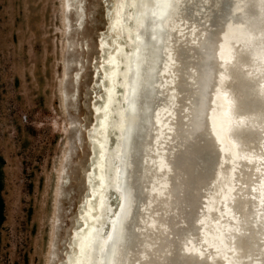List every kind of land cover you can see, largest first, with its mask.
Returning a JSON list of instances; mask_svg holds the SVG:
<instances>
[{
    "label": "bare ground",
    "instance_id": "bare-ground-1",
    "mask_svg": "<svg viewBox=\"0 0 264 264\" xmlns=\"http://www.w3.org/2000/svg\"><path fill=\"white\" fill-rule=\"evenodd\" d=\"M81 2L63 0V12L76 14V27L85 17ZM137 2L110 0L105 5L93 61L91 121L84 128L88 154L83 192L58 264H201L188 254L214 251L205 241L214 238L215 213L209 210L205 229L198 234L192 224L211 185L230 163L222 142V93L231 97L237 119H250L232 130L233 143L248 153H259L264 145L259 129L264 125L259 91L264 77L253 59V54L264 55V0H173L167 18L150 16L146 29L136 22L132 5ZM72 61L76 72L82 68L81 60ZM223 74L229 79L220 91ZM68 89L63 87V97ZM71 123L79 126L78 121ZM158 150L160 158L169 161L170 180H157L149 172ZM62 175L60 164L50 218L53 229L59 222L61 189L56 188ZM151 180L158 185L159 200L169 190L170 195L167 203L152 204L142 221ZM125 193L133 198L134 214L121 230ZM155 207L158 214L151 213ZM252 209L251 201L235 205L242 217L251 216ZM180 212L187 218L186 230L175 226ZM236 247L251 264H264V248L255 231L238 237ZM54 255L51 241L45 264H52ZM208 264L217 261L209 257Z\"/></svg>",
    "mask_w": 264,
    "mask_h": 264
},
{
    "label": "rangeland",
    "instance_id": "rangeland-1",
    "mask_svg": "<svg viewBox=\"0 0 264 264\" xmlns=\"http://www.w3.org/2000/svg\"><path fill=\"white\" fill-rule=\"evenodd\" d=\"M81 1L85 17L76 27V14L63 12V0H0V264H45L51 241L52 264H58L75 223L88 154L84 128L91 121L96 40L110 0ZM72 60L82 61L77 72ZM63 87L69 88L64 97ZM60 164L64 179L56 188L61 195L53 229Z\"/></svg>",
    "mask_w": 264,
    "mask_h": 264
},
{
    "label": "snow or ice",
    "instance_id": "snow-or-ice-1",
    "mask_svg": "<svg viewBox=\"0 0 264 264\" xmlns=\"http://www.w3.org/2000/svg\"><path fill=\"white\" fill-rule=\"evenodd\" d=\"M151 4V7L149 6ZM137 9L135 16L136 22L141 29L147 28L148 18H167L170 10L174 7L173 0H138L132 5ZM131 16L129 20H131ZM138 43H142L139 39ZM232 59V54L228 56V60ZM253 59L257 60L260 66L262 77H264V55L259 58L253 54ZM220 91L223 89L224 81L228 80L227 74L220 76ZM260 97L264 98V82L260 86ZM224 95L226 109L223 111L224 121L222 122V142L226 141L224 151L229 153L226 157L230 163L225 165L222 174L211 185L206 197L202 201L198 215L193 221L192 227L197 231V234L204 231L208 212L211 210L215 214L212 216V221L215 224L213 231V240L205 241L209 249L214 251H203L199 253H189L188 256L196 257L201 264H208V258H215L217 264H251L249 258L242 256L240 250L236 247L238 237L244 236L251 229L258 235L261 248H264V145L261 146L259 153H248L239 150V147L233 143L230 138V133L234 128L243 127L248 124L250 119H237L232 111V99L227 93ZM251 119H254L251 118ZM264 133V125L260 128ZM161 153L152 157L154 167L149 170L152 177L157 180H170L168 171L172 172L171 166L167 157L160 158ZM158 161V163H157ZM167 161V163H165ZM158 185L150 181V197L143 205L142 221L146 220L144 212L148 211L152 204L157 207L167 203V195L164 200H159L157 193ZM125 207L122 210L120 218L121 230L123 225L129 220V216L134 214L133 198L130 193L123 194ZM238 201H251L253 205L252 215L242 217L237 214L235 205ZM211 205V209H209ZM151 208L152 214H158L155 211L157 208ZM176 228L186 230L189 228L187 218L180 212V216L174 221ZM185 240V239H184ZM183 241V240H182ZM183 249V248H182ZM264 261V257H261ZM148 264H157L154 260H149Z\"/></svg>",
    "mask_w": 264,
    "mask_h": 264
},
{
    "label": "trees",
    "instance_id": "trees-1",
    "mask_svg": "<svg viewBox=\"0 0 264 264\" xmlns=\"http://www.w3.org/2000/svg\"><path fill=\"white\" fill-rule=\"evenodd\" d=\"M1 190H2V184H1V180H0V227L4 221V203H3V199L1 197Z\"/></svg>",
    "mask_w": 264,
    "mask_h": 264
}]
</instances>
